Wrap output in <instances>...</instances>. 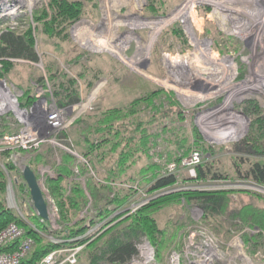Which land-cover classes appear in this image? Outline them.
Returning <instances> with one entry per match:
<instances>
[{"label":"rangeland","instance_id":"obj_1","mask_svg":"<svg viewBox=\"0 0 264 264\" xmlns=\"http://www.w3.org/2000/svg\"><path fill=\"white\" fill-rule=\"evenodd\" d=\"M49 1L9 0L1 6L0 0V34L7 28L23 32L32 27L40 58L39 63L31 64L33 67L18 61L21 65L11 77L0 79V93L5 95L0 98V104H13L16 100L20 108L23 90L34 87L36 101L32 113V109L28 110L29 120L35 116L39 124L48 129L49 113L56 109L64 111L63 129L51 137L54 144L46 143L38 152L21 154L13 162L19 172H23L30 166L31 158L43 156L45 163L30 167L40 177L54 231H60L65 224L47 192L45 178H56L54 170L61 151L72 156L68 151L74 152L80 158L78 165L85 163L82 160L88 163L76 147V135L82 130L75 123L108 109L126 108L135 99L158 89L174 93L182 114L177 127L186 130L191 143L211 149L212 154L190 152L189 156L194 152L202 156L199 166L211 162L233 177V159L264 162V157L258 159L244 151L247 148L264 154V138L259 137V134L264 137L261 120L264 117V0H202L191 5L190 0H159L164 2L165 10L158 15L148 11L152 0H91L85 2L84 16L70 29V43L61 44L62 48L50 41L34 19L48 8ZM208 1L222 4L223 8L217 9ZM176 24L181 27L188 46L172 39L166 42V48L172 46L173 51H164L160 41ZM52 69L62 70L78 81L81 93L78 104L64 109L56 105L48 78ZM83 73L85 81L78 77ZM39 78H44L42 82L46 87H41ZM89 82L94 83L90 88ZM5 122L11 128L9 134L20 132L21 126L14 115L0 116V127ZM260 129L262 132L257 133ZM205 130L210 139L205 136ZM173 164L175 169L168 175L179 173L180 182L160 196H151L139 188L138 199L125 208L124 215L133 214L140 204L144 203V207L158 197L177 192H234L232 197L237 203L241 200L238 192L264 196V188L233 178L197 183V173L189 177L182 164L171 162L165 169ZM14 179L9 178L8 183L12 184ZM15 192L18 205L28 213L33 206L31 198L22 199L17 189ZM13 193L12 199H16ZM25 213L20 209L17 212L28 224ZM121 213L115 212L109 220ZM70 215L72 224L84 217L74 212ZM204 216L202 209L185 205L163 211L159 218L162 227L173 220L181 228L160 264H264V240L255 249L244 241L246 233L253 235L249 230L227 224L218 229L216 221H206ZM105 223L90 229L88 235L97 237ZM138 251L139 257L131 264H158L156 252L146 239L138 245Z\"/></svg>","mask_w":264,"mask_h":264},{"label":"trees","instance_id":"obj_2","mask_svg":"<svg viewBox=\"0 0 264 264\" xmlns=\"http://www.w3.org/2000/svg\"><path fill=\"white\" fill-rule=\"evenodd\" d=\"M85 2L91 0H50L48 8L40 16L36 14L34 19L50 41H55V45L62 48L61 44L70 43L72 26L84 16ZM164 6L163 1L152 0L148 11L153 15L163 14ZM172 39L188 46L178 24L165 33L163 41H160L161 49L173 51L172 46L166 48V42ZM36 44L32 27L23 32L10 28L4 30L0 34V79L11 77L18 65H21L18 61L29 63L31 67V64L39 63ZM155 51H159V46ZM78 58L81 59V56ZM48 73L53 86V98L59 108L72 107L80 102V86L75 78L59 69H52ZM78 77L82 81L87 79L85 73L78 74ZM94 79L99 77L94 76ZM43 80L39 78L38 82H41V87H46ZM92 85L94 83H88L89 88ZM174 96L172 92L167 94L158 89L146 97L135 99L126 108L108 109L95 117H84L75 123L82 130L76 135V147L88 163L78 165L76 157L61 151L54 170L56 178L46 177L44 181L65 224L60 231H54L50 221H43L37 216L33 206L25 213L23 206L18 205L30 225L8 207L9 178H15L12 182L15 196V189L22 199L31 196L22 172L7 161L8 154H0V162L4 167L0 166V231L16 223L25 229L26 236L35 240L34 250L22 264H39L54 251L80 247L83 250L77 264H131L139 257L138 245L144 239L154 248L156 262L160 264L181 226L171 220L166 223L167 227H162L159 218L166 208L173 210L181 205L202 209L204 220L216 221L218 229L224 227L222 224H227L232 228L240 226L241 229L249 230L253 235L246 233L244 241L258 248L260 241L264 240V196L253 192H238L241 196L239 203L233 200L234 192H177L158 197L131 215L123 214L125 208L138 199L139 188L151 196H160L180 182L179 173H165L167 164H181L182 158L189 156L192 150L212 154L210 148L197 142L191 143L186 130L177 127L182 114ZM19 101L21 109L30 110L36 101L35 88L23 90ZM261 120L264 124V117ZM9 130L11 128L5 122L0 127V138L9 134ZM261 132V129L257 131ZM206 137L210 139L208 135ZM259 137L264 138L261 134ZM244 151L258 159L264 157L261 151L247 148ZM43 163V156H37L31 158L30 166ZM232 164L233 177H230L215 164L205 163L197 168L195 182L210 183L233 178L234 181L250 182L264 188V162L239 157L233 159ZM36 176L39 180L37 173ZM71 212L77 216L83 214L84 217L72 224ZM115 212L122 213L109 220ZM103 222L106 223L101 233L97 237H90V229Z\"/></svg>","mask_w":264,"mask_h":264},{"label":"built area","instance_id":"obj_3","mask_svg":"<svg viewBox=\"0 0 264 264\" xmlns=\"http://www.w3.org/2000/svg\"><path fill=\"white\" fill-rule=\"evenodd\" d=\"M1 67L0 62V69ZM1 97H5L4 93H0V98ZM11 106L13 107L12 109ZM30 111L32 113L33 109ZM10 114L14 115L17 123L21 126V130L17 134H7L0 138V154H8V162H15L21 154L38 152L46 143L54 144L51 137H53L56 132H60L63 129L62 117L64 111L57 109L49 113V121H47L48 129L39 124V119L35 116L32 120H29V111L20 109L16 105V100L15 104H7L6 102L0 104V116ZM47 114L46 112V115ZM56 145L59 146L58 144ZM68 152L73 154L78 160L80 159L74 152ZM82 161L86 164L85 160ZM201 162L202 156L198 152H194L189 158L183 159L181 164L187 171L189 177H195V169ZM0 166L4 169L2 164H0ZM174 169L175 165L173 164L168 167V170L165 169V173L167 175L171 174ZM11 185L12 184H10L11 189L9 190L8 186L7 191L9 208L12 210L16 209V212L19 213L16 199H12L13 189ZM142 205H144V203ZM142 205L140 204L139 207L132 212L135 213ZM24 220L26 221V219ZM28 224L30 225V223ZM34 248L35 240L32 237L26 236L25 229L20 225L12 223L0 231V264H22ZM82 250L83 247L54 251L47 255L39 264H77L78 256Z\"/></svg>","mask_w":264,"mask_h":264},{"label":"water","instance_id":"obj_4","mask_svg":"<svg viewBox=\"0 0 264 264\" xmlns=\"http://www.w3.org/2000/svg\"><path fill=\"white\" fill-rule=\"evenodd\" d=\"M22 174L24 182L30 191L33 208L37 216H39L43 221H49L50 212L48 203L46 201L44 190L36 176V173L30 166H27L24 168ZM10 189L11 187L9 185V190Z\"/></svg>","mask_w":264,"mask_h":264},{"label":"bare ground","instance_id":"obj_5","mask_svg":"<svg viewBox=\"0 0 264 264\" xmlns=\"http://www.w3.org/2000/svg\"><path fill=\"white\" fill-rule=\"evenodd\" d=\"M7 1H9V0H1V6L3 5V4H5ZM198 1H202V0H190L189 2H188V4L189 5H191V4H196V2H198ZM208 2H210V3H212L217 9H222L223 8V5L222 4H218V3H213V2H211V1H208ZM190 7V6H189ZM187 8L185 7V10H186ZM226 10H228V11H232L231 9H226ZM233 12V11H232ZM239 35V34H238ZM11 102V101H10ZM227 124H229V122L227 123L226 122V125ZM11 205H12V203H11Z\"/></svg>","mask_w":264,"mask_h":264},{"label":"crops","instance_id":"obj_6","mask_svg":"<svg viewBox=\"0 0 264 264\" xmlns=\"http://www.w3.org/2000/svg\"><path fill=\"white\" fill-rule=\"evenodd\" d=\"M16 197V196H15ZM71 219H72V216H71Z\"/></svg>","mask_w":264,"mask_h":264}]
</instances>
